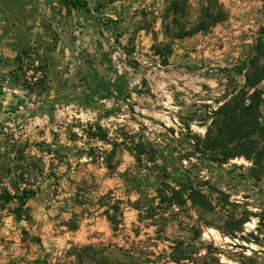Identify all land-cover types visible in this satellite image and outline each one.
I'll use <instances>...</instances> for the list:
<instances>
[{
  "label": "rangeland",
  "instance_id": "374dc122",
  "mask_svg": "<svg viewBox=\"0 0 264 264\" xmlns=\"http://www.w3.org/2000/svg\"><path fill=\"white\" fill-rule=\"evenodd\" d=\"M88 2L0 0V195L27 167L25 187L75 208L73 225L96 222L106 234L98 218L109 210V238L53 254L27 232L23 240L46 257L25 252L20 260L9 232L0 264H264V147L256 162L181 159L213 111L264 73V0ZM26 49L48 62L45 92L26 86L34 70L17 61ZM258 87L264 92V79ZM90 126L119 144L114 153L90 138ZM130 137L169 149L168 163L162 155L138 163L123 143ZM197 167L231 195L229 204L159 203L157 187L174 183L166 175ZM242 216L244 231L230 237ZM175 248L190 259L176 263Z\"/></svg>",
  "mask_w": 264,
  "mask_h": 264
},
{
  "label": "trees",
  "instance_id": "16d2710c",
  "mask_svg": "<svg viewBox=\"0 0 264 264\" xmlns=\"http://www.w3.org/2000/svg\"><path fill=\"white\" fill-rule=\"evenodd\" d=\"M74 8H89L88 0H65ZM159 54V53H158ZM17 61L34 70L32 81L28 82L27 88L36 92H45L46 84L49 77L48 62L42 59L39 53H31L29 50H23L18 56ZM31 70V69H30ZM36 78L37 80H33ZM264 79V73L257 75L254 81H249L244 87L241 94H237L223 105L213 111V117L210 125H206V133L204 136L193 134L191 125H187V129L197 141L193 140L191 151L184 155L181 159L189 162L193 158L201 160L202 164H216L222 166L230 162L235 157H245L247 160L256 162V156L259 150L264 147L261 140L264 138V126L261 125L262 106L264 104V92L259 89V84ZM87 134L90 138L103 140L113 145L112 153L119 146L117 142L110 141L107 133L94 131L93 127L87 128ZM126 148L135 156L138 163L152 161L156 163L158 156L162 155L164 161L168 163L170 156H164L169 149L161 153L152 143L143 139L130 137L123 141ZM234 146V148H233ZM23 153L22 151H19ZM173 153V151H171ZM90 157L91 153H87ZM167 160V161H166ZM34 164V162H31ZM35 165V164H34ZM198 166V165H197ZM168 167V166H167ZM18 180L12 184L13 190L5 189L0 199L5 203L17 201L18 205L13 209V213L22 218L30 219L29 207H26L28 200L34 198L37 190L31 187H20L22 182L26 184L27 167H17ZM20 170V171H18ZM202 169L197 167L195 170L178 171L174 169L170 175H166V180L172 179L174 183L161 184L157 187V195L159 203L168 207L181 205L182 202H189L194 207H198L207 211L215 210L218 206H225L231 202V195L219 188L209 179H202ZM165 180V179H164ZM1 206V205H0ZM107 218L113 222V216L109 210L105 211ZM249 220L248 216L240 217L233 227L230 226L226 234L236 238L239 233L244 231V224ZM173 259L176 263L182 260H189L190 257L185 255L179 248ZM239 264H245L242 259L238 260ZM223 264V263H221Z\"/></svg>",
  "mask_w": 264,
  "mask_h": 264
},
{
  "label": "crops",
  "instance_id": "0c3cea01",
  "mask_svg": "<svg viewBox=\"0 0 264 264\" xmlns=\"http://www.w3.org/2000/svg\"><path fill=\"white\" fill-rule=\"evenodd\" d=\"M23 185L26 186V184ZM6 189L13 190L10 185ZM46 193L47 190L42 188L34 198L28 200L26 207H29L31 223L29 219H24V215L19 218L13 213V209L18 205L17 201L5 203L0 199V205H2L0 206V237L10 232V252H13L18 259H25L22 258L25 252L29 253L27 256L30 258L32 255L46 257L41 250L37 249L38 243L23 240V233L27 234V232L40 236L42 238L40 245L48 246L45 251L53 254L67 253L72 246L82 247L84 244L102 243L109 238L111 224L105 213L102 215V220L98 219L104 224L106 234L96 233L99 227L96 222L91 224L80 222L78 225H73L72 216L76 209L63 207L62 202L57 201L58 196L47 202ZM25 245L29 247H24ZM72 258L73 255L69 259Z\"/></svg>",
  "mask_w": 264,
  "mask_h": 264
}]
</instances>
